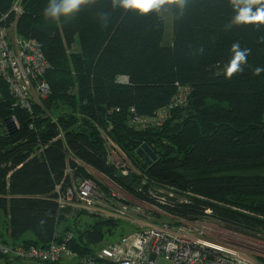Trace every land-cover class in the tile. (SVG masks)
Returning a JSON list of instances; mask_svg holds the SVG:
<instances>
[{"label": "trees", "instance_id": "trees-1", "mask_svg": "<svg viewBox=\"0 0 264 264\" xmlns=\"http://www.w3.org/2000/svg\"><path fill=\"white\" fill-rule=\"evenodd\" d=\"M15 3L22 9L17 18ZM47 3L0 0V29L14 25L18 38L40 45L48 68L39 79L49 88L29 112L14 106L0 81V214L7 234L0 241L43 247L56 232H68L70 247L82 255L107 237L125 235L122 221L91 216L80 227L82 213L58 210L55 188L68 185L67 166L74 176H87L74 161L167 215L191 222L212 217L264 239V73L253 75L264 67L258 42L264 28L225 32L233 15L227 0H192L182 19L171 16L172 42L164 46L162 17L112 11L109 0H98L75 17L50 21L43 16ZM234 42L251 54L243 73L226 79L223 66ZM200 47L204 53L195 54ZM184 89L185 103L161 126L134 122L153 119ZM12 116L18 129L10 126ZM102 132L138 176L125 183L114 177ZM142 145L156 155L151 165L137 154Z\"/></svg>", "mask_w": 264, "mask_h": 264}, {"label": "built area", "instance_id": "built-area-1", "mask_svg": "<svg viewBox=\"0 0 264 264\" xmlns=\"http://www.w3.org/2000/svg\"><path fill=\"white\" fill-rule=\"evenodd\" d=\"M20 8L19 3H15L12 8L16 18L21 14ZM47 68L41 47L35 40L18 38L14 25L9 29H0V81L7 85L15 107L30 112L33 92L41 97L48 95V85L39 79ZM187 96L188 90H178L166 107L156 111L153 119L139 118L134 122L137 121L143 128L161 126L172 109L185 103ZM10 126L14 129L19 127L14 117L10 119ZM101 135L107 148V165L115 169L114 177L124 181L130 173L139 175L124 152L111 143L103 132ZM74 162L86 173L94 171ZM65 175L69 176L68 185L55 188L58 210L68 209L71 213L83 211L118 221L127 220L129 214L133 219L127 221L135 227V231L82 255L70 247L72 235L68 232L62 237L56 232L53 240L43 247H25L22 244L10 246L0 241L1 257L20 260L25 264H261L247 255L254 249L264 254V244L256 240H243L230 234L212 232L198 221L188 223L167 215L158 206L134 198L113 178L102 175L96 181L91 177L74 176L68 166ZM157 202L164 205L165 199L160 198ZM144 204L170 221L149 223V217L145 218L143 212ZM209 212L207 210L206 214Z\"/></svg>", "mask_w": 264, "mask_h": 264}, {"label": "clouds", "instance_id": "clouds-1", "mask_svg": "<svg viewBox=\"0 0 264 264\" xmlns=\"http://www.w3.org/2000/svg\"><path fill=\"white\" fill-rule=\"evenodd\" d=\"M191 2L192 0H109V6L112 11L133 12L139 17L170 15L175 19H182ZM97 3L98 0H48L43 16L46 20L60 21L61 18L75 17L85 8H91ZM227 3L233 15L224 24L225 32L247 26L264 28V0H227ZM109 19L110 13L100 14L103 26H107ZM258 42L264 43V35L259 37ZM229 51L230 59L223 66L226 79L243 73L251 54V49L242 48L239 42L232 43ZM203 53L204 48L200 47L195 54ZM261 73H264V67L253 69L254 76H260Z\"/></svg>", "mask_w": 264, "mask_h": 264}, {"label": "rangeland", "instance_id": "rangeland-1", "mask_svg": "<svg viewBox=\"0 0 264 264\" xmlns=\"http://www.w3.org/2000/svg\"><path fill=\"white\" fill-rule=\"evenodd\" d=\"M21 11H22V9L20 8V13H21ZM19 16L20 15L18 14V17ZM162 18L164 20V25H165L164 35H163V38H162V45L166 46V45H170L171 42H172V22H171V16L170 15H164V16H162ZM73 51H76V46H74L73 50H71V52H73ZM35 98H36V101H35ZM44 98L45 97H41L39 94H36L35 92H33L32 95H31L30 101H32L31 102L32 105L33 104L40 105L41 101ZM12 117H14V116H12ZM51 120H52V122L55 121V119H51ZM263 121H264V116H263ZM17 124H18V122H17ZM111 143H114V142L111 141ZM113 155H115V154H113ZM114 171H115V169H114ZM91 172L90 171L88 173L85 172V174L87 175L86 177H91L92 179L98 181V179L102 176L101 174H99L96 171H91ZM130 174L138 176L136 173H130ZM127 181H128V179L124 180L123 182L125 183ZM143 206H144L143 212L145 214V218L149 217V219H148L149 223H162V222H169L170 221L166 216H163L161 213H159L156 210H154V208H152L150 206H147V205L145 206V204ZM79 213H82L78 217V224H79L80 227H83V225L88 223V222H92V221H90L91 220V218H90L91 216L99 218V219L103 218V216H96V215H93V214H87L86 212H83V211L79 212ZM74 214H77V213H74ZM127 216H128L127 220H132L133 219L132 215L128 214ZM103 219H106V218H103ZM110 220H112V219H110ZM127 220H123L122 223H119V224H121L123 226V227H121V229L124 230L125 234H129V233L135 231V227H134V229H131L133 227L129 224V221H127ZM1 221H2V217L0 216V240L2 239ZM186 222L189 223L191 221H186ZM198 222L200 223V225H204L205 227L210 229L212 232H221L223 234H230L232 236H235L237 238H241L243 240H249V241L256 240V242L264 244V239H261V238L255 237V236H250V235L241 233L239 231H236L234 229L228 228L225 225L220 224L218 221H216L212 217H204V218L198 220ZM123 223L128 224V226L130 228L128 226L124 225ZM27 237H31V235L30 234H28V235L26 234L24 238H27ZM112 238H116L117 239L118 236L115 234ZM112 238L111 237H107L106 239L104 238L105 240H102L100 243H98V246H100L102 244H106L109 241H112L111 240ZM247 255H248V257L252 258L255 262L264 264L263 263V261H264V254L263 253L258 252L257 250L254 249V251L249 252ZM0 264H25V263L23 261H18V260H7V259H5V258L0 256Z\"/></svg>", "mask_w": 264, "mask_h": 264}, {"label": "water", "instance_id": "water-1", "mask_svg": "<svg viewBox=\"0 0 264 264\" xmlns=\"http://www.w3.org/2000/svg\"><path fill=\"white\" fill-rule=\"evenodd\" d=\"M138 156L143 159L146 165H151L155 159L156 155L152 152V150L146 146L142 145L138 150H137Z\"/></svg>", "mask_w": 264, "mask_h": 264}, {"label": "crops", "instance_id": "crops-1", "mask_svg": "<svg viewBox=\"0 0 264 264\" xmlns=\"http://www.w3.org/2000/svg\"><path fill=\"white\" fill-rule=\"evenodd\" d=\"M0 216H3L2 214H0ZM1 227H2V241H4V240H6V238H7V234H6V232L4 231V228H3V226H2V221H1Z\"/></svg>", "mask_w": 264, "mask_h": 264}]
</instances>
